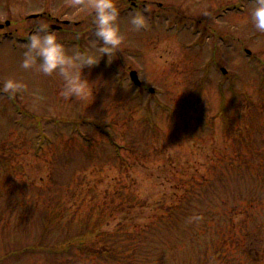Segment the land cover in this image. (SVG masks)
<instances>
[{
  "label": "rangeland",
  "instance_id": "rangeland-1",
  "mask_svg": "<svg viewBox=\"0 0 264 264\" xmlns=\"http://www.w3.org/2000/svg\"><path fill=\"white\" fill-rule=\"evenodd\" d=\"M119 6L125 41L110 56L101 57L92 15L74 6V0H0V140L10 137L16 143L13 164L38 183L49 171L56 149L46 143L36 152L38 143L51 138L63 150L66 147L60 141L74 134L77 124L81 126L78 133L92 138L94 148H88L95 152L102 171L94 170L93 164L85 168L90 162L89 149L78 143L72 145L74 151H68L70 160L65 158V180L81 170L86 173L85 181L99 180V187L104 188L113 187V178L118 177L134 183L140 197L151 202L172 190L173 183L167 179L171 176L163 173L169 162L171 168L175 160L185 162L189 173H194V166L204 172L210 160L224 156L225 163L229 157L227 176L216 193L230 201L232 225L255 233L256 240L244 238L255 248L256 261L243 263L264 264V154L258 157L244 149L240 153L235 133L229 135L224 128L225 114L247 116L244 112L255 107L259 120L255 125L247 123V132L262 131L263 137L257 133L254 148L264 152V32L250 19L252 0H119ZM146 6L149 26L135 31L129 12ZM63 21L69 24L56 31L70 51L89 50L101 57L98 64L83 69L96 85L94 95L86 100L62 96L63 81L58 74L47 75L21 64L29 34L42 22ZM72 38L80 41L72 43ZM130 70L137 71L141 86L132 83ZM10 77L25 84L13 98L2 90L3 81ZM241 92L243 97L232 98ZM17 106L25 111L19 113ZM85 120L108 125L118 145H140L145 158L129 155L126 166L111 160V138L101 132L106 129ZM148 123L154 126V136L145 133ZM187 125L195 132L188 133ZM21 212L14 210L12 216ZM23 225L12 219L2 231L6 233H0V257L13 247L20 250L23 244L33 243L39 224L31 222L25 233ZM16 252L0 264H44L52 258L48 249L26 255Z\"/></svg>",
  "mask_w": 264,
  "mask_h": 264
},
{
  "label": "trees",
  "instance_id": "trees-1",
  "mask_svg": "<svg viewBox=\"0 0 264 264\" xmlns=\"http://www.w3.org/2000/svg\"><path fill=\"white\" fill-rule=\"evenodd\" d=\"M75 35L82 36L81 33ZM243 96L241 92L232 98ZM21 109L25 111L18 106L16 110L20 113ZM253 110L245 111L247 116L225 114L224 128L229 135L235 133L234 141L240 153L244 149L259 157L264 152L254 146L257 133L260 137L263 133L255 128L247 132V123L255 125L259 120L257 109L253 107ZM195 118L203 121L201 116ZM91 124L98 129L105 128L106 132H101L110 136L111 160H120L126 166L131 160L129 155L145 158L140 145H118L108 125L94 120ZM147 126L149 130L145 133L154 136V126L150 123ZM80 129V125L74 124V134L60 141L66 147L63 150L54 139L40 140L36 152H41L46 143L56 149L52 152L54 158L49 161V171L38 183L30 180L21 166L13 164L17 159L16 143L9 136L0 140V233H6L2 231L12 224V219L24 224V233L33 221L40 226L33 243L23 244L20 250L13 247L5 251L0 260L16 251L26 255L48 249L52 258L44 264H244L246 259L251 263L256 261L255 248L251 243L248 245L246 239L247 236L255 239V233L238 228V224L237 229L232 225L230 201L216 193L227 176L229 157L225 163L224 156L210 160L204 172L194 166V173H189L190 167L185 162L177 159L172 168L168 167L169 162L163 173L171 176L167 179L173 183L172 190L148 202L136 192L134 183L128 184L118 177L113 178V187L104 188L99 187V180L85 181L86 173L81 170L65 180V158L70 160L71 156L68 151H74L73 146L78 143L94 148L92 138L83 137L77 132ZM186 129L191 134L196 130L190 125ZM251 135L255 141H250ZM87 154L90 162L85 168L93 164V169L101 172L95 152L89 149ZM249 167H245V171ZM128 169L129 166L126 171ZM17 209L22 212L12 216Z\"/></svg>",
  "mask_w": 264,
  "mask_h": 264
},
{
  "label": "clouds",
  "instance_id": "clouds-1",
  "mask_svg": "<svg viewBox=\"0 0 264 264\" xmlns=\"http://www.w3.org/2000/svg\"><path fill=\"white\" fill-rule=\"evenodd\" d=\"M252 3L250 19L258 31L264 32V0H252ZM74 6L88 9L92 15L101 57L104 54L110 56L123 44L126 37L119 22V0H74ZM129 17L135 31L149 26L147 6L144 10L130 11ZM101 57L98 58L89 50L70 51L60 40L57 31L49 23L42 22L29 34L21 64L26 69L35 67L47 75L58 74L63 81L60 93L62 96L86 100L94 95L96 85L85 77L83 69L98 64ZM24 87L23 81L10 77L3 81L2 90L14 95Z\"/></svg>",
  "mask_w": 264,
  "mask_h": 264
},
{
  "label": "water",
  "instance_id": "water-1",
  "mask_svg": "<svg viewBox=\"0 0 264 264\" xmlns=\"http://www.w3.org/2000/svg\"><path fill=\"white\" fill-rule=\"evenodd\" d=\"M129 75H130V78H131V80L133 81V83L134 84H136V85H140L141 84V82H140V80H139V78H138V74H137V71L136 70H131L130 72H129ZM153 89H151V91H152Z\"/></svg>",
  "mask_w": 264,
  "mask_h": 264
}]
</instances>
